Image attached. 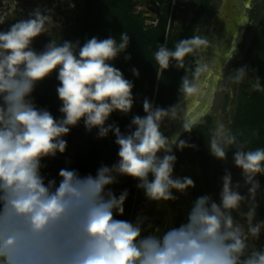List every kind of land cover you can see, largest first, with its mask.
I'll return each instance as SVG.
<instances>
[{
    "label": "clouds",
    "instance_id": "clouds-1",
    "mask_svg": "<svg viewBox=\"0 0 264 264\" xmlns=\"http://www.w3.org/2000/svg\"><path fill=\"white\" fill-rule=\"evenodd\" d=\"M47 11L37 7L0 31V264H264V247L254 243L264 231V220H256L264 148L249 149L233 134L230 121L221 118L211 131L208 151L225 161L232 150L243 183L234 182L225 169L219 200L198 196L179 224L171 218L163 226L144 216L134 222L117 218L124 215L129 195L127 190L116 195L109 187L120 176L138 181L137 188L154 202L176 201L174 193L195 187L191 177L174 176V149L197 147L181 135L191 133L198 121L179 116L181 104L165 109L145 98V115L133 116L126 132L107 123L112 113L128 115L134 106L133 82L112 63L128 48V33H121L119 42L112 36L92 37L82 46L51 39L38 52L34 40L55 26ZM209 43L193 35L174 49L161 44L154 53L158 77L172 66L184 71L178 88L182 102L198 91V77L208 67L197 59L190 69L186 57H196ZM235 52V43L224 51L225 64ZM248 71L240 67L228 78L239 84ZM54 72L59 119L32 99L36 85ZM131 72L139 77L136 68ZM178 118L181 131L165 136L163 122ZM81 121L89 132L98 129L99 138L115 136L118 161L102 164L95 175L62 168L59 182L46 180L42 160L63 154V137Z\"/></svg>",
    "mask_w": 264,
    "mask_h": 264
},
{
    "label": "trees",
    "instance_id": "trees-1",
    "mask_svg": "<svg viewBox=\"0 0 264 264\" xmlns=\"http://www.w3.org/2000/svg\"><path fill=\"white\" fill-rule=\"evenodd\" d=\"M145 2L146 0H76L70 9V21L60 29L59 36L50 38L40 35L32 44L39 52L51 39H55L57 43L79 41L82 46L92 37L105 39L112 36L119 42L120 34L127 32L130 37L128 48L112 63L122 71L126 79L133 82L134 106L128 115L112 113L107 122L116 124L122 132L128 130L133 116L145 115V98L154 106L164 108L179 97L178 88L184 71L172 66L158 77L154 53L161 44L167 42V46L174 49L180 39L196 35L197 28L207 22L206 15L216 8L217 0H152L154 17L146 15L145 9L137 8L144 6ZM126 55L131 59L125 60ZM196 58L197 56L191 55L186 57V66L194 69ZM243 66L248 67V76L239 84L230 81L228 75ZM132 68L139 71V77L132 74ZM228 68L229 74L225 75L221 95H218L219 105L216 106L223 110L231 105L229 127L238 140L246 141L249 149L264 148V0L254 1L250 24L246 27L240 49L233 55ZM257 77L259 81L256 80ZM58 85L57 73L54 72L39 82L32 93L36 106L49 110L57 119L62 115L59 112L61 101L56 93ZM256 85L259 86L255 87ZM226 88L232 89L234 95L225 91ZM214 126L215 117L212 112L203 115L191 133L181 135L182 139L197 147L182 151L174 149L177 157L174 170L194 180L196 198L209 194L216 199L211 182L212 156L207 148ZM63 138L67 141L66 151L41 162V173L46 180L56 179L59 182L58 174L62 168L77 170L82 176L95 175L102 164L110 166L118 154V145L115 144L112 133L99 138L98 129L87 131L83 121L71 128L70 133ZM232 155V150H229L227 159L230 160V165L226 169L232 172L234 182L243 183L240 169L233 165ZM257 179L261 185L257 196L259 207L256 220L259 221L264 220V175H258ZM117 180V183L109 187L116 195L124 190L128 191L124 205L125 213H128L132 203L138 200L137 181L128 176H120ZM240 191L244 194L246 189L242 188Z\"/></svg>",
    "mask_w": 264,
    "mask_h": 264
},
{
    "label": "rangeland",
    "instance_id": "rangeland-1",
    "mask_svg": "<svg viewBox=\"0 0 264 264\" xmlns=\"http://www.w3.org/2000/svg\"><path fill=\"white\" fill-rule=\"evenodd\" d=\"M76 0H0V31L3 30H8L9 27L11 26V24L19 19L22 18H28L29 13L36 9L37 7H39L42 11L45 10H49L46 12V14H49L52 16L53 21H54V27L50 29V31L48 33L42 34L43 37H50V38H55L57 36H59L60 33V29L64 28L70 21V16H71V8H73L74 4H75ZM230 0H228L229 2ZM237 4L239 5V11L235 12V14L233 15H238V23H237V29H238V34H237V40L236 43H238L241 39V29L240 27H238V24H243L245 23V17L244 15H247L249 10L252 8L254 1H259V0H243V1H247L246 3V7H243L240 4L241 0H236ZM152 0H146L145 5L142 6H138V9H145V11L147 12V14L151 17L154 16V13L152 11L153 9V5L151 4ZM221 5V0H217L216 2V8L210 13L206 15L207 18V22L203 23L202 25H200L197 30H196V35H201L207 39H209V35H210V28L208 27V22L212 21L215 12L217 9H219ZM233 4H231L230 7H232ZM226 8V7H224ZM224 17V13L222 15ZM239 20L241 22H239ZM236 21V22H237ZM214 22V21H213ZM224 24V21H222V18L219 19V25H217V27L221 26L220 25ZM250 21L248 19L247 23H245V25H249ZM222 29V28H221ZM218 36L219 34H221V32H217ZM221 36V35H220ZM243 38V37H242ZM216 37L212 38V43L215 44L216 41L215 40ZM243 42L240 41L239 46H238V51L240 49V44ZM235 43V44H236ZM210 47V43L208 45L202 46V52H200L198 54V56L201 55H207V53L210 51L209 50ZM237 49V48H236ZM212 51H214L212 49ZM211 62L209 63V61L207 60H202L203 62L208 64V67L212 70L211 66L213 65V62L216 61L217 62L221 61L222 58L218 59L216 56L212 57L211 56ZM212 63V64H211ZM229 63L225 64L223 67V74H220L217 76V79L214 82L213 85V90L211 93V98L209 100V112L214 115L215 117V122L217 120V118H221L224 119L226 121H229L230 119V111H231V105L226 106L223 110H220L217 106L219 105V94L221 95V89L223 87V83L226 79V74H229V68H228ZM207 71H201L202 76H206ZM217 105V106H216ZM212 156V155H211ZM118 161V154L115 156L114 161L112 162L115 163ZM224 163V161L221 160H217L216 158H214L212 156V172H211V182H212V190L213 192L217 193L216 197L219 200V193L221 191L222 188V181L221 179H218L217 174H220L221 171H223V168L221 170V166L218 165L219 163ZM111 164V165H112ZM110 165V166H111ZM230 165V160L227 159L225 160V163L223 164V167H225V169L227 167H229ZM174 176H182L180 174H176L175 170H174ZM138 181L136 182L137 185ZM137 187V186H136ZM194 188H189V191L186 194V199H191L193 198V201L196 199V194L194 196L193 192ZM195 191V189H194ZM137 192H138V200H135L132 205L130 206L129 212L128 213H124L123 216H118V219H124V220H129V221H135V219L137 218V216H139L140 212H147V217L149 220H151L153 223L156 221L155 219L157 218V213L155 211H149L150 209H148V203H147V199L145 197V194L142 192V189H138L137 188ZM190 192V195H188V193ZM152 202V201H151ZM167 221V219H166ZM157 224V223H156ZM256 244L257 247H264V231L261 232L260 238L258 241L254 242Z\"/></svg>",
    "mask_w": 264,
    "mask_h": 264
},
{
    "label": "water",
    "instance_id": "water-1",
    "mask_svg": "<svg viewBox=\"0 0 264 264\" xmlns=\"http://www.w3.org/2000/svg\"><path fill=\"white\" fill-rule=\"evenodd\" d=\"M227 4H228V0H223L221 10L228 11L227 10V7H228ZM224 7H226V8H224ZM216 18L221 19V12L220 11L216 14ZM221 26L220 27L219 26L217 27V32L218 31L219 32L222 31V29H221L222 27ZM238 27H242V24H238ZM232 37H233V35H232ZM230 38L231 37L228 34L227 35V38H226V41L223 42L222 47L220 49L218 47L221 55H218L217 58H221L223 56V54H224V51L229 50L233 46L232 43H231V41H230ZM235 46H236V44H235ZM209 50L210 51L207 53V55H201V56H198L197 55L196 60L197 59H199L201 61L202 60H206V61L208 60L209 63H210L211 62V59H212L210 54H212L213 52L210 53L211 52V48ZM221 65H222V68L225 65V62L223 60V57H222V60L221 61L217 62V59H216V61L213 62V65L211 66L212 70L210 71L211 73H209L207 76H205V75L204 76L199 75V77H198V84H199L198 91L196 93L191 94V96L188 98L187 101H183L182 102L181 101V98L179 96L178 98H176L174 101H172L171 103H169L164 108L167 109V108L172 107L174 105L181 104V112H182L181 117L183 115L187 119H189V120H191L193 122L198 121L203 115L209 113V100L211 98V93H212V90H213L212 88H213L214 82L217 79V76L220 74ZM195 67H196V63L194 65V68ZM204 81L208 82V84L210 83L211 84L210 87L207 86V85H205L204 84ZM202 91H204V92H202ZM192 100L194 102H191ZM188 105H190V108L189 109H187L188 108L187 107ZM169 126H171L170 132H169V135H168L170 137L174 133H176L177 131H181V129H182V120L180 118H178V119H176L174 121H169V120L166 119L163 122L162 126H161V131L163 132V130L166 127H169ZM142 192L144 193V191H142ZM169 202H170V204H167V207H168L167 209L168 210H165V212H161V211H159V212L162 213L163 215H164V213H167V216L169 218H171L172 220H174V222L176 224H179L180 222H182L184 220V218L182 219L183 216L181 215V211H180V213H177L176 210L173 209L175 207V203L177 205L178 202L177 201H169ZM164 218H165V216H164ZM163 221H165V220H163ZM162 222H161V225L164 224V222L163 223Z\"/></svg>",
    "mask_w": 264,
    "mask_h": 264
},
{
    "label": "flooded vegetation",
    "instance_id": "flooded-vegetation-1",
    "mask_svg": "<svg viewBox=\"0 0 264 264\" xmlns=\"http://www.w3.org/2000/svg\"><path fill=\"white\" fill-rule=\"evenodd\" d=\"M245 2H247V1H243V0H241L240 1V4L243 6V7H245V8H248V7H246L247 5H246V3ZM222 3H223V0H221V5H220V7H219V9H217L216 10V12H215V15H214V17H213V19H212V21H214V22H212V21H210V22H208V27L210 28V35H209V42H210V47H211V52L210 53H212V54H210L212 57H214V56H218V55H221V53H220V51H219V49L222 47V45H223V42H225L226 41V38H227V35L229 34H231V30L234 28V26L236 25V21H237V19L239 18L238 17V15H236V16H234L233 14H235V12H238L239 11V5L237 4V1L236 0H230L229 2H228V7H227V10L228 11H223V10H221V7H222ZM231 4H233L232 5V7H230L231 6ZM221 12V18H222V21H224V24L221 26L223 29H222V32H221V34H219V36H218V33H217V25L219 24V18H216V14L218 13V12ZM223 13H224V17L222 16L223 15ZM250 16H251V9L249 10V12H248V14L247 15H244V17H245V23H247V21H248V19H249V21H250ZM224 19V20H223ZM227 23V24H226ZM245 23H243L242 24V27H240V29H241V39H240V41H242V37H243V35H244V31H245V29H246V27L248 26V25H245ZM221 24V23H220ZM231 29V30H230ZM221 35V36H220ZM215 38L216 37V44H213L212 43V38ZM231 37H232V35H231ZM240 41L238 42V43H236V52L238 51V46H239V43H240ZM221 43V44H220ZM216 47V48H215ZM218 47H219V49H218ZM210 49V48H209ZM212 49L214 50V51H212ZM217 50V51H216ZM235 52V53H236ZM234 53V54H235ZM228 63H230V61L228 62ZM223 164L224 163H219L218 165H220L221 166V170H222V168H223V171H221L220 172V174H217V177H218V179H221V176H222V172H224L225 171V167H223ZM176 172V171H175ZM176 174H178L177 172H176ZM189 191V189L187 190V192ZM187 192L185 193V194H181V193H174L175 195H177L178 196V199L176 200L178 203H177V205H178V207H177V205H176V203H175V207L173 208V209H175L176 210V212L177 213H180V211H181V215L183 216L182 217V219L183 218H185V214H186V212H187V210L190 208V206H191V203H192V201H193V198H191V199H186V194H187ZM190 192H191V189H190ZM190 192L188 193V195H190ZM193 194H194V196H195V191H194V189H193ZM191 192V193H192ZM218 193V192H217ZM217 193H215V196H216V194ZM196 197V196H195ZM216 199H217V201H218V198L216 197ZM168 203H169V201H167ZM149 209V208H148ZM153 210V209H152ZM151 209H150V211H152ZM159 211H161V212H164V210L162 211V209H160ZM162 219V220H161ZM156 220V222H154V224H158V225H160L161 226V222L163 221V220H165V218H156L155 219ZM163 222H165V221H163ZM162 222V223H163ZM165 224V223H164Z\"/></svg>",
    "mask_w": 264,
    "mask_h": 264
},
{
    "label": "bare ground",
    "instance_id": "bare-ground-1",
    "mask_svg": "<svg viewBox=\"0 0 264 264\" xmlns=\"http://www.w3.org/2000/svg\"><path fill=\"white\" fill-rule=\"evenodd\" d=\"M227 6H228V4H227ZM235 16V15H234ZM224 20V19H223ZM239 22H241L240 20H239ZM237 23H238V21L236 22V25L234 26V28L232 29V31H231V34H230V37H231V35H233V37H231L230 38V41H231V43H232V45H233V43H236V40H237V34H238V29H237ZM227 24V23H226ZM219 25V24H218ZM223 29V28H222ZM220 32H222V31H220ZM229 41V40H228ZM215 42V41H214ZM216 44V43H215ZM221 44V43H220ZM216 48V47H215ZM217 51V50H216ZM222 58V57H221ZM218 59H220V58H218ZM207 70H209L208 72H207V74H206V76L209 74V73H211L210 71H211V69L209 68V67H206V68H204L202 71H207ZM200 75L202 76V74L200 73ZM200 76V77H201ZM204 84L205 85H207V86H209L210 87V83L208 84V82H206V81H204ZM202 92H204V91H202ZM191 102H194L193 100L191 101ZM192 104V103H191ZM188 108L187 109H189L190 108V105H188L187 106ZM186 111V110H185ZM184 111V112H185ZM183 112V113H184ZM181 114H182V112L179 114V116H181ZM170 128H171V126H169V127H166L164 130H163V133H164V135L165 136H168L169 135V132H170ZM143 191V190H142ZM147 199V198H146ZM147 203H148V207L147 208H149V209H153V211H155L156 213H157V218H164V216H165V222H166V219L168 220V216H167V213H164V215L162 214V213H160L159 212V210L160 209H162V211L164 210V212H165V210H168L167 208V204H170V202L168 203V202H163V201H161V202H154V201H149V200H147ZM178 207V206H177ZM150 211V210H149ZM178 212V211H177ZM162 214V215H161ZM139 216H147V212H140V214H139ZM162 220V219H161ZM156 222V221H155ZM164 222V223H165ZM155 225H158V224H155ZM164 225V224H163ZM163 225H161V226H163Z\"/></svg>",
    "mask_w": 264,
    "mask_h": 264
},
{
    "label": "built area",
    "instance_id": "built-area-1",
    "mask_svg": "<svg viewBox=\"0 0 264 264\" xmlns=\"http://www.w3.org/2000/svg\"><path fill=\"white\" fill-rule=\"evenodd\" d=\"M137 8H138V7H137ZM140 9H141V8H140ZM145 14L148 15L147 12H146ZM153 17H154V16H153ZM153 22H154V21H153Z\"/></svg>",
    "mask_w": 264,
    "mask_h": 264
}]
</instances>
